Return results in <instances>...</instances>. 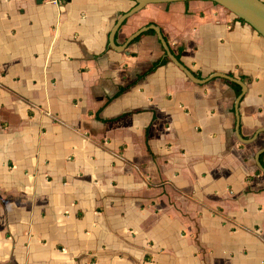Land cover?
<instances>
[{
    "label": "crops",
    "instance_id": "obj_1",
    "mask_svg": "<svg viewBox=\"0 0 264 264\" xmlns=\"http://www.w3.org/2000/svg\"><path fill=\"white\" fill-rule=\"evenodd\" d=\"M135 6L0 0V264H264V38Z\"/></svg>",
    "mask_w": 264,
    "mask_h": 264
},
{
    "label": "water",
    "instance_id": "obj_2",
    "mask_svg": "<svg viewBox=\"0 0 264 264\" xmlns=\"http://www.w3.org/2000/svg\"><path fill=\"white\" fill-rule=\"evenodd\" d=\"M135 3V8L127 15L123 16L116 27L114 28L113 35L118 31V29L122 26L124 21L130 16L138 13L143 10L147 6L150 5H162V4H171L177 2H192V1H202V2H211L230 14H232L236 19L242 21L244 24L250 26L256 33H258L261 37L264 38V3L260 0H129ZM149 29H153L164 49L166 57L170 59L172 62L180 65L175 58V56L170 51L166 41L160 34V31L156 27H146L132 36L128 43L132 42L136 38H138L141 34L148 31Z\"/></svg>",
    "mask_w": 264,
    "mask_h": 264
},
{
    "label": "trees",
    "instance_id": "obj_3",
    "mask_svg": "<svg viewBox=\"0 0 264 264\" xmlns=\"http://www.w3.org/2000/svg\"><path fill=\"white\" fill-rule=\"evenodd\" d=\"M214 5H215V4H214ZM237 20H238V19H237ZM238 21H240V20H238ZM240 22H242V21H240ZM242 23H243V22H242ZM146 34H152V35H154V31L150 30V31L146 32ZM138 38H139V37H138ZM138 38H136L133 42L137 41ZM181 52H182V49L180 48V49H178L177 54L175 55V58H176L178 61L180 60V54H181ZM167 62H168V58H167V57L162 58L160 61H158V62H156V63H154V64L152 65V67H151V69L148 71V73L154 71V70H155L156 68H158L159 66H163V65H165ZM232 86L235 88L236 93H237L238 95H240V93H241L240 88H239L238 86H236V85H233V84H232Z\"/></svg>",
    "mask_w": 264,
    "mask_h": 264
},
{
    "label": "built area",
    "instance_id": "obj_4",
    "mask_svg": "<svg viewBox=\"0 0 264 264\" xmlns=\"http://www.w3.org/2000/svg\"><path fill=\"white\" fill-rule=\"evenodd\" d=\"M39 1L42 3L53 4L60 7L67 4L70 0H39Z\"/></svg>",
    "mask_w": 264,
    "mask_h": 264
}]
</instances>
